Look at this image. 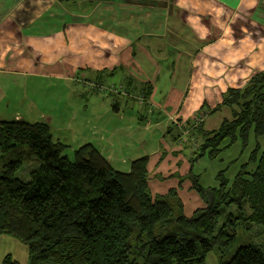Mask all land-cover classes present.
Listing matches in <instances>:
<instances>
[{"label": "crops", "instance_id": "crops-1", "mask_svg": "<svg viewBox=\"0 0 264 264\" xmlns=\"http://www.w3.org/2000/svg\"><path fill=\"white\" fill-rule=\"evenodd\" d=\"M259 72H264V0H76L66 6L0 0L2 116L29 123L38 117L67 147L69 136L81 137L78 148L93 145L122 173L147 156L154 158L153 177L177 187L188 172L182 152L190 129L201 122L203 130L213 131L230 121L223 94L242 89ZM47 81L58 84L63 102L70 104L48 117L26 92ZM90 84L125 95H106L111 105L105 110L96 100L104 97L93 96ZM78 98L85 115L77 123ZM257 143L264 151V135ZM254 146L250 133L247 149L233 162L242 156L241 166L246 165ZM192 174L203 190L218 187L216 178L214 186L203 187L194 168ZM235 175L225 178L232 182Z\"/></svg>", "mask_w": 264, "mask_h": 264}, {"label": "trees", "instance_id": "trees-1", "mask_svg": "<svg viewBox=\"0 0 264 264\" xmlns=\"http://www.w3.org/2000/svg\"><path fill=\"white\" fill-rule=\"evenodd\" d=\"M222 106L231 109V120L213 131L201 122L192 127L186 176L154 197L147 156L122 173L85 144L70 161L48 124L0 121V236L25 246L26 264H205L212 251L218 264H264V151L257 143L264 135V72L242 89H227ZM250 133L255 146L247 164L232 182L222 171L218 187L203 190L192 174L197 161H215L237 142L245 151ZM24 164H36L26 182L16 177ZM185 180L205 205L188 218L178 196ZM240 229L254 233L258 245L238 248L225 262ZM0 264L18 263L6 255Z\"/></svg>", "mask_w": 264, "mask_h": 264}, {"label": "rangeland", "instance_id": "rangeland-1", "mask_svg": "<svg viewBox=\"0 0 264 264\" xmlns=\"http://www.w3.org/2000/svg\"><path fill=\"white\" fill-rule=\"evenodd\" d=\"M56 85H58V84H55V82H53V81H47L46 84H44L42 87H36L35 90H32L31 88H28V87L26 89V92H28V97L30 96L31 99H33L32 100L33 101L32 102L33 107H35V109L37 111H41L42 114H44L47 117H48V115H50V113H53V111L56 113L58 111L59 106L61 107V106H63V104L68 105V104L63 102V98H61V96H60V90H62V89H60ZM78 88L79 87L77 86L76 90ZM21 89L22 88L20 87V92H21ZM37 89H39V91H37ZM91 90L94 93H96V94H93V96L104 97L103 100L96 98V97L95 98H96V100H99L98 102L100 104L102 102H104L103 106H104L105 110L110 109L109 108V106L111 105L110 100L105 98L106 95L109 96V94L105 95V92L99 94L97 90L96 91H94L93 89H91ZM115 93H120L121 95H125L124 92H122V91H117ZM22 95H23V93H21L20 95L13 93L14 98L17 96L21 97ZM12 100L13 99H11V101ZM77 100H78V104L76 106H78V109H77V112H78L77 123H78V122H80L79 119L85 115V110L82 108V106L84 105V103H83L84 100L80 99V98H78ZM75 103H77V102H74L72 104L75 105ZM8 104H10L8 109L11 110L13 104H12V102H8ZM68 106H70V104ZM4 110H5V108H4V104H3L0 107V121H7L6 119H8V117H9L8 115L2 116ZM136 110H138V109L136 108ZM63 113H65V111ZM67 114L70 116L73 113L70 114L69 112H67ZM82 120L84 121V118ZM31 121H33L32 123H44V122H40L41 120H38V117L31 119ZM90 132L92 133L93 131L90 130ZM88 133H89V131H88ZM166 136H168V135H166ZM188 136L186 138H188ZM179 137L183 138L182 136H179ZM81 139H82L81 137L72 138L69 136L68 140H66L69 143L68 144L69 147L64 152V155H66L70 161L73 160V151L76 150L79 145H81V144H79V143H81L80 142ZM166 141L170 143V139L166 140ZM166 141H165V144H168ZM233 146L234 147H232L231 149L223 152V154L220 156L221 159H217L215 161H209L207 158H202V159H200L201 162L198 165H196L197 163L194 165L193 168L195 169V174L197 175L199 173V176L201 177V180L199 182L200 185H202L203 187L214 186L216 175L219 172H221L222 170L226 171L225 176L231 177V178L233 177V175H235L237 173V171L240 170L242 156L237 162H233V159H237L240 156L241 149H240V146L238 143L234 144ZM190 148H191V146H189L187 144L186 148L184 149V152H182L183 155L187 159L186 162L188 161V159L191 156ZM237 148H238V151H237ZM124 152L127 153L126 151H124ZM247 152H248V150L246 152H244L245 153L244 156L247 154ZM132 157H138V156H132ZM153 159L154 158H151L149 163H148V172H149L148 185H149V192H150L152 197H154L156 195H163L165 192H167L171 188H177L176 184L173 183V181L161 182L160 180L153 177V175H154L153 172L155 171V168L153 167V165H151V160H153ZM35 168H36V164H24L22 166V168L16 173V177L18 179H20L21 181L26 182V181H28V174L32 170H34ZM129 168H130V166H129ZM115 169H117L119 171L123 170V168H121V167H117ZM163 171H164V169H163ZM158 173L159 174L162 173V175H163L165 172L160 171ZM184 183L185 184L182 185L180 189H178V191H179L178 196H179V199L181 200V202L183 204V215L188 218L191 216V214L194 210H196L198 208H203L205 205H204L203 200H201L199 198V196L194 191H190L189 189H187L191 185L190 181H186V182L184 181ZM206 199H207L206 200V202H207V201H209L210 198L207 196ZM253 234L254 233H252V232L248 233L242 229L238 230L236 233L235 240L232 244V247L230 248L228 253L225 255L224 261L225 262L228 261L234 255L236 250L240 247L249 246V245L257 246L258 245L257 244L258 238L253 237ZM259 240H260V242H262V238ZM6 255L12 256L13 259L19 263H23L24 261L27 260V253H26V248L24 245H22L20 242H18L17 240H15L11 237L1 235L0 236V263ZM218 263H219V256H218L216 251L210 252L205 258V264H218Z\"/></svg>", "mask_w": 264, "mask_h": 264}, {"label": "built area", "instance_id": "built-area-1", "mask_svg": "<svg viewBox=\"0 0 264 264\" xmlns=\"http://www.w3.org/2000/svg\"><path fill=\"white\" fill-rule=\"evenodd\" d=\"M89 87L91 89H93L94 91L97 90L99 94L105 92V95L110 94V93H115L118 91L117 89L113 88L112 86L104 87L101 85L90 84ZM196 121H199V120L197 119Z\"/></svg>", "mask_w": 264, "mask_h": 264}]
</instances>
